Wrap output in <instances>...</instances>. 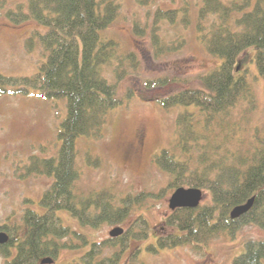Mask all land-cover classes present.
I'll return each mask as SVG.
<instances>
[{
    "label": "trees",
    "instance_id": "obj_1",
    "mask_svg": "<svg viewBox=\"0 0 264 264\" xmlns=\"http://www.w3.org/2000/svg\"><path fill=\"white\" fill-rule=\"evenodd\" d=\"M9 1L14 3L9 5ZM136 1L147 5L154 0ZM1 11L14 24L26 21L36 24L25 40V48L31 52L39 44L45 59L31 75L0 74V93L26 96L36 89L45 99L65 100L66 108L57 130L60 140L57 154L32 155L23 172L25 176L48 175L53 178L51 184L41 194L37 206L24 208L21 223L0 225V231L8 235L7 241L0 244L3 264H36L48 256L55 260L63 249L80 247H84L83 253L67 264H119L128 247L121 234L91 240L64 223L58 212H69L81 226L98 227L103 222H121L131 208L130 196L116 206L109 191H95L77 198L74 190L80 174L76 162L78 139L104 136L109 111L129 102L136 94L133 87H128L122 95L118 92L119 82L137 65L136 53H120L117 40L102 36V31L118 16L120 3L118 0H0ZM181 11L182 20L189 23L188 7ZM177 12L178 9L158 7L154 17L174 21ZM196 29L208 53L220 57L221 62L199 76V86H186L157 97L165 109L182 106L184 110L176 118L179 155L166 147L153 159L170 175L168 188L204 189L210 195V202L173 210L165 219V231L146 245L148 251L198 245L223 230L234 236L248 223L264 229V142L254 146L250 154L235 156L229 162L213 161L202 145L197 147L198 137L204 136L212 116L232 107L249 93L250 81L246 74L240 73L242 54L247 49L253 48L252 58L264 79V0H201ZM156 36L153 34L154 42ZM112 62L114 81L104 75L105 67ZM164 82V79L151 80L146 87ZM195 150L199 152L195 154ZM252 197L248 211L231 217L234 206ZM144 223L132 233L135 239L148 238L149 226L147 221ZM117 244L120 246L110 255L104 254L106 248ZM136 260L137 254H130L125 264H138ZM232 264H264V238L246 240Z\"/></svg>",
    "mask_w": 264,
    "mask_h": 264
},
{
    "label": "rangeland",
    "instance_id": "obj_2",
    "mask_svg": "<svg viewBox=\"0 0 264 264\" xmlns=\"http://www.w3.org/2000/svg\"><path fill=\"white\" fill-rule=\"evenodd\" d=\"M118 2L119 14L102 31V36L117 40L120 53H136V67L118 84L119 95L128 87L135 88L136 94L129 102L109 111L104 136L78 139L76 162L80 174L74 190L77 198L95 191H109L116 206L130 196L131 208L121 222H103L98 227L81 226L67 211L58 213L64 223L91 240L108 239L112 237V229L122 228L120 234L128 247L119 264H125L133 253L137 254L138 264H232L246 240L264 238L263 228L248 223L234 236L223 230L198 245H179L157 252L146 249L157 234L165 231V219L176 209L169 204L174 190L168 188L170 175L157 166L153 156L166 147L179 155L176 118L184 110L182 106L165 109L157 97L186 86H199V76L221 62L220 57L208 53L198 37L196 19L201 0H154L147 5L136 0ZM185 6L189 23L182 20L181 10ZM158 7L178 9L176 19H155ZM35 26L33 21L14 24L4 11L0 12V74L19 77L37 71L45 59L41 46L38 44L31 52L25 48V40ZM153 34L157 35L156 42ZM242 57L240 73L246 74L250 81L249 93L212 116L204 136L198 137L197 147L202 145L216 162H229L235 156L250 154L254 146L264 142V79L252 58L253 48L247 49ZM113 64L104 71L110 81H114ZM160 79L165 80L164 84L146 87L151 80ZM65 111V100L45 99L36 89L26 96L0 93V225L21 223L24 208L37 206L41 194L51 184L53 178L48 175L25 176L23 172L32 155L57 154L60 145L57 130ZM199 119L202 122L204 117ZM198 152L195 150V154ZM206 202H210V195L202 189L200 204ZM144 220L150 230L148 238L135 239L132 233L145 225ZM119 246L106 248L104 254L110 255ZM83 251L84 247L66 248L52 263L36 264H67ZM3 261L0 255V264Z\"/></svg>",
    "mask_w": 264,
    "mask_h": 264
},
{
    "label": "water",
    "instance_id": "obj_3",
    "mask_svg": "<svg viewBox=\"0 0 264 264\" xmlns=\"http://www.w3.org/2000/svg\"><path fill=\"white\" fill-rule=\"evenodd\" d=\"M202 197V190L195 187H178L176 188L170 198V207H196L200 204ZM253 197L246 203L236 205L232 208L231 217H239L246 211H248L252 205ZM122 232V228L116 227L110 231L112 237L119 235ZM8 235L5 231H0V244L6 242ZM54 259L52 257H44L41 259V263H52Z\"/></svg>",
    "mask_w": 264,
    "mask_h": 264
}]
</instances>
